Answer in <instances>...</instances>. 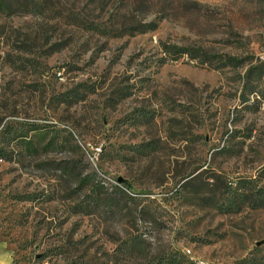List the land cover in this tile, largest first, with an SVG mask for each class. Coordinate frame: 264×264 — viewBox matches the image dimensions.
<instances>
[{
	"label": "rangeland",
	"instance_id": "rangeland-1",
	"mask_svg": "<svg viewBox=\"0 0 264 264\" xmlns=\"http://www.w3.org/2000/svg\"><path fill=\"white\" fill-rule=\"evenodd\" d=\"M262 197L264 0H0L13 264H264Z\"/></svg>",
	"mask_w": 264,
	"mask_h": 264
},
{
	"label": "trees",
	"instance_id": "trees-1",
	"mask_svg": "<svg viewBox=\"0 0 264 264\" xmlns=\"http://www.w3.org/2000/svg\"><path fill=\"white\" fill-rule=\"evenodd\" d=\"M206 59V58H205ZM250 76V73L248 74V77ZM248 95H255L256 94V89L255 88H250L247 92ZM246 102V101H244ZM35 151V150H34ZM262 202H264V197L261 199ZM192 264L191 262L188 261H179L177 260V257L174 254H169L167 257H162L161 263L163 264Z\"/></svg>",
	"mask_w": 264,
	"mask_h": 264
},
{
	"label": "crops",
	"instance_id": "crops-1",
	"mask_svg": "<svg viewBox=\"0 0 264 264\" xmlns=\"http://www.w3.org/2000/svg\"><path fill=\"white\" fill-rule=\"evenodd\" d=\"M0 264H13V256L8 246L0 241Z\"/></svg>",
	"mask_w": 264,
	"mask_h": 264
}]
</instances>
